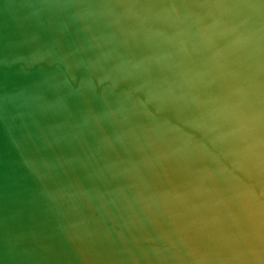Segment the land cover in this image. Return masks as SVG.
I'll return each mask as SVG.
<instances>
[{
  "label": "water",
  "instance_id": "95a60500",
  "mask_svg": "<svg viewBox=\"0 0 264 264\" xmlns=\"http://www.w3.org/2000/svg\"><path fill=\"white\" fill-rule=\"evenodd\" d=\"M0 264H264V0H0Z\"/></svg>",
  "mask_w": 264,
  "mask_h": 264
}]
</instances>
